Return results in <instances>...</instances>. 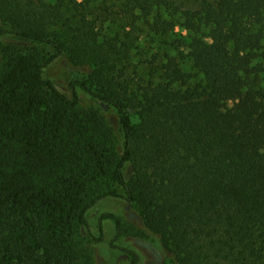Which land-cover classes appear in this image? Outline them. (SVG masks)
Segmentation results:
<instances>
[{
  "label": "trees",
  "instance_id": "trees-1",
  "mask_svg": "<svg viewBox=\"0 0 264 264\" xmlns=\"http://www.w3.org/2000/svg\"><path fill=\"white\" fill-rule=\"evenodd\" d=\"M0 23L53 52L0 77V264H80L74 230L106 196L137 209L170 264H264V76L248 66L264 60V0H0ZM62 55L91 69L71 97L44 78ZM76 89L115 113L117 157ZM91 171L121 194L86 204ZM101 220L117 239L119 220Z\"/></svg>",
  "mask_w": 264,
  "mask_h": 264
},
{
  "label": "rangeland",
  "instance_id": "rangeland-1",
  "mask_svg": "<svg viewBox=\"0 0 264 264\" xmlns=\"http://www.w3.org/2000/svg\"><path fill=\"white\" fill-rule=\"evenodd\" d=\"M0 29L9 30V26L0 23ZM176 33L181 34L180 26L176 28ZM186 35V32H183ZM52 51L45 46L24 42L12 34L0 36V77L8 70L11 58L21 55H34L41 60H45L52 55ZM260 65L263 69L264 60H256L248 66ZM91 69L80 68L72 65L65 56H60L52 61L44 70V78L50 80L54 87L71 97L72 90L70 84L73 81H85L89 77ZM264 89V80L262 81ZM79 100L77 110L97 111L104 119L105 123L113 130V140L106 146L98 145L97 148L105 149L113 153L116 157L121 150V137L117 129L115 113L105 110L91 99V97L80 89H76ZM92 134L87 137L91 139ZM101 137V134H100ZM100 142L101 138L93 137ZM93 166V165H92ZM92 169V168H91ZM130 176V169L126 170V179ZM87 192L84 200L90 204L97 197L103 194H121V190L113 184L109 176H98L89 174ZM103 214H111L120 222L119 237L115 239V225L110 220H101ZM87 226H76L74 233V247L80 264H130L126 255L114 248L118 246L133 250L138 256V264H170L169 256L161 247L156 236L147 231L142 223L137 209L123 201L121 198L106 196L97 201L86 212Z\"/></svg>",
  "mask_w": 264,
  "mask_h": 264
}]
</instances>
